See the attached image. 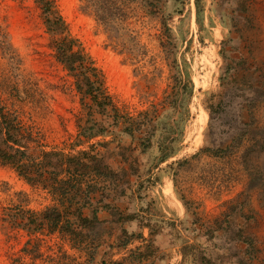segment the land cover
Returning a JSON list of instances; mask_svg holds the SVG:
<instances>
[{"label":"rangeland","instance_id":"374dc122","mask_svg":"<svg viewBox=\"0 0 264 264\" xmlns=\"http://www.w3.org/2000/svg\"><path fill=\"white\" fill-rule=\"evenodd\" d=\"M54 1L114 101L144 111L152 133L147 145L118 131L90 140L117 172L89 207L106 220L87 233L93 264H264V0H98L112 25L85 0ZM0 25L12 51L0 49V96L47 148H68L78 95L33 1L0 0ZM19 191L33 209L53 202L0 165V212ZM26 237L0 229V264Z\"/></svg>","mask_w":264,"mask_h":264},{"label":"trees","instance_id":"16d2710c","mask_svg":"<svg viewBox=\"0 0 264 264\" xmlns=\"http://www.w3.org/2000/svg\"><path fill=\"white\" fill-rule=\"evenodd\" d=\"M32 1L47 34L51 54L71 79L70 84L78 95L80 112L68 148H47L40 128L28 122L24 110L13 107L7 102L8 97L0 96V165L12 169L26 183L45 190L53 200L33 209L19 191L14 200L1 207L2 232L11 238L19 232L27 236L21 253L8 252L5 264H93L100 243L87 233L98 229L106 220L99 216L97 206L89 207L99 189L113 191L110 182L116 179L117 172L101 155L98 147L101 142L90 140L98 134L118 131L142 139L147 145L152 133L143 128L144 111L133 116L114 101L102 70L70 33L55 1ZM98 2L85 0V6L98 19L112 25L109 14ZM0 49L7 55L11 51L7 32L1 25ZM152 119H159L156 108ZM110 142L102 141L105 145ZM120 170L127 171L124 166ZM52 236H56L55 241L45 246V238ZM139 237L145 240L142 235ZM63 242L68 243L71 252L63 248ZM138 249L136 246L135 252Z\"/></svg>","mask_w":264,"mask_h":264}]
</instances>
